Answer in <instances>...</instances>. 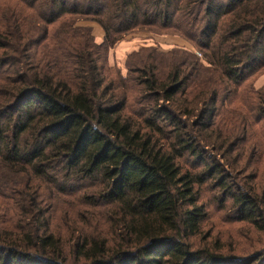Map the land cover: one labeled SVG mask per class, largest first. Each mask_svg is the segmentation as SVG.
Segmentation results:
<instances>
[{"label": "trees", "instance_id": "1", "mask_svg": "<svg viewBox=\"0 0 264 264\" xmlns=\"http://www.w3.org/2000/svg\"><path fill=\"white\" fill-rule=\"evenodd\" d=\"M146 30L202 59L111 66ZM263 71L264 0H0V264H264L263 240L213 237L201 192L264 236Z\"/></svg>", "mask_w": 264, "mask_h": 264}, {"label": "rangeland", "instance_id": "2", "mask_svg": "<svg viewBox=\"0 0 264 264\" xmlns=\"http://www.w3.org/2000/svg\"><path fill=\"white\" fill-rule=\"evenodd\" d=\"M79 26H88L92 29V34L95 42L99 44L103 37V32L99 25L93 22L80 21ZM151 47L157 52L166 53L174 48L184 49L188 52L194 53L196 57L202 59V56L185 40L177 36L159 35L149 31H136L127 35L122 41L115 45L109 52V62L111 66L118 67L122 72L125 71L123 65L124 57L141 48ZM166 57V56H165ZM158 59V56L156 57ZM166 67H161L160 70L164 71ZM246 87L254 90H260L264 87V71L257 73L254 78L249 79L245 83ZM202 200L206 204V211L208 214V225L213 229V237H219L222 243H226L225 249L237 250L235 253L254 251L259 248L258 241L263 240L264 236L256 233L247 224H232L228 225L222 222L221 213L218 212V201L220 200L219 192L211 194L202 188ZM211 198V199H210ZM65 216L59 217L58 222L64 221ZM54 223V221L52 222ZM208 231V230H207ZM219 234V235H218ZM234 255V254H233Z\"/></svg>", "mask_w": 264, "mask_h": 264}, {"label": "crops", "instance_id": "3", "mask_svg": "<svg viewBox=\"0 0 264 264\" xmlns=\"http://www.w3.org/2000/svg\"><path fill=\"white\" fill-rule=\"evenodd\" d=\"M102 39H103V37H102ZM101 42H102V40H101ZM101 42H99V43H101ZM126 57H127V56L124 57L123 65H124V63H125ZM109 63H110V62H109Z\"/></svg>", "mask_w": 264, "mask_h": 264}]
</instances>
